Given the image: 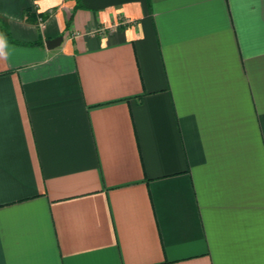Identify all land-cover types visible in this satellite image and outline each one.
Wrapping results in <instances>:
<instances>
[{
	"label": "crops",
	"instance_id": "obj_1",
	"mask_svg": "<svg viewBox=\"0 0 264 264\" xmlns=\"http://www.w3.org/2000/svg\"><path fill=\"white\" fill-rule=\"evenodd\" d=\"M0 18V264H264V0Z\"/></svg>",
	"mask_w": 264,
	"mask_h": 264
},
{
	"label": "trees",
	"instance_id": "obj_2",
	"mask_svg": "<svg viewBox=\"0 0 264 264\" xmlns=\"http://www.w3.org/2000/svg\"><path fill=\"white\" fill-rule=\"evenodd\" d=\"M0 32L4 35V37L10 41V42H15L12 39V36L9 32V29L7 27L6 21L3 18H0Z\"/></svg>",
	"mask_w": 264,
	"mask_h": 264
},
{
	"label": "water",
	"instance_id": "obj_3",
	"mask_svg": "<svg viewBox=\"0 0 264 264\" xmlns=\"http://www.w3.org/2000/svg\"><path fill=\"white\" fill-rule=\"evenodd\" d=\"M61 41H62L61 37L56 38V39H50V40H48L47 45L49 48H52V47H55L58 44H60Z\"/></svg>",
	"mask_w": 264,
	"mask_h": 264
}]
</instances>
